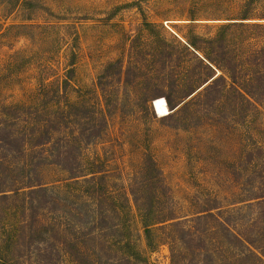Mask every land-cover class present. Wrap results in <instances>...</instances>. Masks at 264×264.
<instances>
[{"label":"rangeland","instance_id":"1","mask_svg":"<svg viewBox=\"0 0 264 264\" xmlns=\"http://www.w3.org/2000/svg\"><path fill=\"white\" fill-rule=\"evenodd\" d=\"M235 22L264 25V0H0V103L52 107L57 100L53 88L68 78L66 99L79 107L70 114L96 117L101 101L95 86L98 75L109 63L126 62L132 40L143 50L142 28L152 27L167 41L188 45ZM136 59L144 63L148 57L139 53ZM172 76L161 72L146 79L132 73L108 85L112 98L106 126L79 154L83 175L99 179L92 186L54 165L41 166L35 174L27 170L55 200L68 237L77 236L94 219L92 191L101 188L105 206L125 209L121 237L108 240L111 255L137 253L143 262L136 264H170L157 227L150 228L148 246L132 208L129 189L146 155L161 172L165 187V193L161 188L157 198L146 203L169 204L181 218L209 205L239 209L243 223L260 221V210L249 206L254 201L245 200L264 192V100L243 117V111L226 104L209 108L200 103L173 118H167L169 109L158 117L153 100L175 96ZM16 172L19 177L27 174ZM14 222L12 214L0 224V264L12 253ZM113 222L119 224L116 218ZM91 247L88 243L85 250ZM69 249L64 248L57 264H77Z\"/></svg>","mask_w":264,"mask_h":264},{"label":"trees","instance_id":"2","mask_svg":"<svg viewBox=\"0 0 264 264\" xmlns=\"http://www.w3.org/2000/svg\"><path fill=\"white\" fill-rule=\"evenodd\" d=\"M151 28L141 29L146 35L142 51L132 40L126 62L109 63L98 75L95 86L101 101L96 106V117L70 114L79 107L66 99L68 78L53 88L57 100L52 107L40 110L34 105L0 103V224L12 214L15 218L12 253L5 264H57L69 246L77 264L143 262L137 253L117 256L109 252V238L122 235L120 221L125 209L105 206L107 198L100 193L103 189L92 191L94 219L87 229L82 227L77 236L68 237L59 222L55 200L35 175L29 177L27 173L30 168L35 174L41 166L54 165L72 179L82 178L86 185L99 181L96 176L83 175L79 154L82 146L99 138L106 126L112 98L109 84L127 79L132 73L146 79L161 72L173 75L171 91L175 96L161 95L172 111L167 118L181 115L194 103L209 108L226 104L235 112L243 111V117L264 100V25L230 23L219 27L213 37L188 45L169 42ZM139 53L148 57L144 63L137 61ZM111 68L112 73L108 72ZM143 162L129 194L148 246L150 228L157 227L158 242L167 247L170 264H264V192L245 200L254 201L249 206L260 210V221L255 224L243 223L239 209L222 210L209 205L181 218L169 204L157 206L144 201L157 198L161 188L165 193V187L153 159L146 155ZM16 171L27 174L19 177ZM88 243L92 247L86 251Z\"/></svg>","mask_w":264,"mask_h":264},{"label":"bare ground","instance_id":"3","mask_svg":"<svg viewBox=\"0 0 264 264\" xmlns=\"http://www.w3.org/2000/svg\"><path fill=\"white\" fill-rule=\"evenodd\" d=\"M152 108L155 112V115H157L158 117H163L168 114V108L163 98L153 100Z\"/></svg>","mask_w":264,"mask_h":264}]
</instances>
